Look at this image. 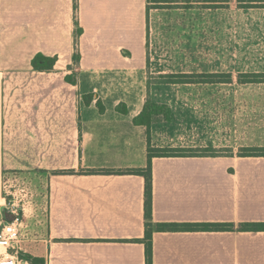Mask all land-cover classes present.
Masks as SVG:
<instances>
[{
    "label": "crops",
    "instance_id": "obj_1",
    "mask_svg": "<svg viewBox=\"0 0 264 264\" xmlns=\"http://www.w3.org/2000/svg\"><path fill=\"white\" fill-rule=\"evenodd\" d=\"M200 3L0 0V177L15 178L16 195L35 187L32 218L46 225L34 222L31 255L45 264H145L144 176L105 170L147 166L151 129L134 122L151 99L147 74L183 55L169 49L168 25H198ZM37 53L57 56L53 69H33ZM150 169L152 227L233 225L154 229L152 264H264V230H241L264 223V156H160Z\"/></svg>",
    "mask_w": 264,
    "mask_h": 264
},
{
    "label": "rangeland",
    "instance_id": "obj_2",
    "mask_svg": "<svg viewBox=\"0 0 264 264\" xmlns=\"http://www.w3.org/2000/svg\"><path fill=\"white\" fill-rule=\"evenodd\" d=\"M263 1L205 0L200 3L198 25H168L169 49L183 55L160 57L171 69L161 75L182 72L190 73L193 79L197 73H220L224 79L230 75L231 81L165 85L171 80L147 74L151 100L167 102L173 108L172 120L157 117L149 126L153 145L164 150L161 153L239 156L247 152L244 147H264V82L238 80L240 73H264V15L256 8ZM207 7L215 11L214 23L213 17L207 15ZM192 43H197L199 55H189L187 47L191 48ZM212 51L214 55H209ZM160 83L164 84L157 88ZM42 187L45 193V184ZM30 188L34 191L35 187L31 184ZM30 188L25 190V196L22 192L16 196L2 193L6 200L0 197V219L3 211L15 203L27 233L20 245L31 255L34 240L30 237L42 233L46 219L44 214L39 219L32 218L36 208L35 193ZM6 189L14 191V184ZM37 220L43 225L40 232L38 223H34Z\"/></svg>",
    "mask_w": 264,
    "mask_h": 264
},
{
    "label": "trees",
    "instance_id": "obj_3",
    "mask_svg": "<svg viewBox=\"0 0 264 264\" xmlns=\"http://www.w3.org/2000/svg\"><path fill=\"white\" fill-rule=\"evenodd\" d=\"M77 4L74 2V8L76 9ZM81 33V28H78L76 34ZM78 55H73V60H77ZM57 61V56H47L42 53L35 54L31 59V65L33 69L38 71H49L53 69L55 62ZM163 78L171 81H165V83H191V82H230L231 76L227 75L226 78H220L222 75L220 73H197L192 79L190 73H178V74H166L161 75ZM262 76V77H261ZM264 73H240L239 82L241 83H254V82H264ZM69 79V77H66ZM117 110L121 112H127L125 105L119 104ZM166 121L172 120L173 110L165 103H158L151 99H147L141 112L135 116L134 122L137 125H143L147 128L150 126L153 119L157 117H162ZM166 150H180L168 148ZM200 150V149H198ZM247 152L240 154L239 156H264V147H244ZM261 150V151H253ZM161 148L149 147L147 152V166L144 169H127L118 171H109L114 173L131 172L138 173L144 176L145 187H144V214H145V233L144 237L140 240L145 245V264H152V246H151V236L153 230L157 231H191V230H231L233 225L230 223H157L154 227L151 225V159L152 157L160 156H203L211 154H200V155H181V154H169L161 153ZM96 170H86L84 172L91 173ZM69 172H73L70 170ZM241 230H264V223H246L241 226ZM20 256L27 260L29 264H45L43 258L35 257L27 253H20Z\"/></svg>",
    "mask_w": 264,
    "mask_h": 264
},
{
    "label": "built area",
    "instance_id": "obj_4",
    "mask_svg": "<svg viewBox=\"0 0 264 264\" xmlns=\"http://www.w3.org/2000/svg\"><path fill=\"white\" fill-rule=\"evenodd\" d=\"M12 184H14V191L7 190L6 187L11 188ZM22 191L23 189H19V192ZM0 193L16 196L14 177L10 178L9 184H7L5 179L3 180L0 177ZM15 206V203H12L11 209L3 211L6 214V217L3 216L5 219L2 217L0 219V264H29L27 260L20 256V253H26L21 248L20 242L24 241L27 233L25 232L24 222L20 219V212H18ZM22 211H24L23 208Z\"/></svg>",
    "mask_w": 264,
    "mask_h": 264
},
{
    "label": "water",
    "instance_id": "obj_5",
    "mask_svg": "<svg viewBox=\"0 0 264 264\" xmlns=\"http://www.w3.org/2000/svg\"><path fill=\"white\" fill-rule=\"evenodd\" d=\"M3 216H4V217H6V214H5V212H3Z\"/></svg>",
    "mask_w": 264,
    "mask_h": 264
}]
</instances>
